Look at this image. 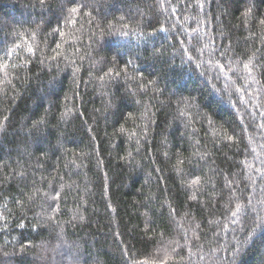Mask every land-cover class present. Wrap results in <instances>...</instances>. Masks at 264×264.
Listing matches in <instances>:
<instances>
[{"label":"trees","instance_id":"obj_1","mask_svg":"<svg viewBox=\"0 0 264 264\" xmlns=\"http://www.w3.org/2000/svg\"><path fill=\"white\" fill-rule=\"evenodd\" d=\"M262 21L0 0V264H264Z\"/></svg>","mask_w":264,"mask_h":264},{"label":"snow or ice","instance_id":"obj_2","mask_svg":"<svg viewBox=\"0 0 264 264\" xmlns=\"http://www.w3.org/2000/svg\"><path fill=\"white\" fill-rule=\"evenodd\" d=\"M245 15H248V13L246 12ZM262 23H264V21H262ZM245 67H247V65H246ZM122 130H123V129H122ZM198 182H199V181H192L193 184H196V183H198ZM192 198L195 199V196H193Z\"/></svg>","mask_w":264,"mask_h":264}]
</instances>
